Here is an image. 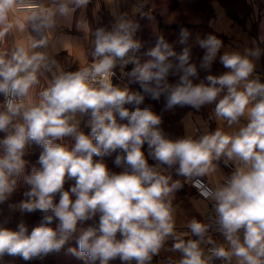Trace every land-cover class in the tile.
<instances>
[{
	"label": "clouds",
	"instance_id": "obj_1",
	"mask_svg": "<svg viewBox=\"0 0 264 264\" xmlns=\"http://www.w3.org/2000/svg\"><path fill=\"white\" fill-rule=\"evenodd\" d=\"M90 3L0 0V43L14 30L23 34L0 50V205L24 187V199L9 209L39 213L31 229L23 219L15 229L0 225V264L5 256L43 261L73 240L77 247L66 254L82 264H153L162 252L179 258L156 264H264V82L256 71L264 24L242 52L221 54L217 35L197 36L198 65L192 33L181 27L173 42L158 36L141 63L134 17L151 18L147 0L131 15L119 11L121 0H109L114 22L94 30ZM21 9L24 17L10 19ZM73 26L90 34V59L66 70L52 54L54 37ZM218 56L227 71L214 75ZM117 68L141 90L114 84ZM201 71L209 74L201 79ZM161 101L158 114L151 102ZM212 104L215 130L205 125L173 139L162 128L164 112ZM33 146L39 167L28 171L24 157ZM105 157L121 171L110 170ZM185 184L211 206L206 219L177 223L173 201Z\"/></svg>",
	"mask_w": 264,
	"mask_h": 264
},
{
	"label": "crops",
	"instance_id": "obj_2",
	"mask_svg": "<svg viewBox=\"0 0 264 264\" xmlns=\"http://www.w3.org/2000/svg\"><path fill=\"white\" fill-rule=\"evenodd\" d=\"M44 3L49 2V0H43ZM250 11L241 20L234 19L231 17L227 9L221 4L219 0H212L211 5L215 11V16L209 19L208 24L213 30L215 35L218 38L222 39L225 46L221 50V54L225 49L243 51L246 47L251 46L253 39H257L261 34V25L264 24V0H246ZM138 3V0H121L119 11L128 12L131 15L132 7ZM255 9V11H254ZM144 11H150L151 17L154 15V6L153 0H147V5ZM27 14L26 11L14 10L10 13V19L22 18ZM77 16L80 15L78 10ZM86 17L89 20L90 27L94 30L98 26H109L114 22V17L111 15V5L109 0H91V3L88 5L86 10ZM139 24L141 19L138 15L134 17ZM141 26V25H140ZM153 27L151 26V29ZM141 29V28H140ZM30 32L31 29L29 28ZM141 32L140 30L137 33L136 38L141 41ZM23 38V34L17 31H13L5 37L4 42L0 43V50L8 49L10 50L14 41L16 39ZM54 43L56 47V52H53L54 58L58 60L61 65H72L73 68H77L80 63L89 60L90 57L86 56V52L91 47V36L90 34H85L80 31H77L75 27L69 30L66 27H60L54 37ZM264 47V45H261ZM51 52V48L49 49ZM216 63L219 66V69L216 70L215 75L222 74L227 71L219 61V56L216 59ZM264 65V56L257 62V66ZM46 75H49L46 73ZM50 79V75H49ZM203 79V78H201ZM41 83L44 84V78L41 77ZM199 83V81H198ZM39 91V89H37ZM3 98L0 97V100ZM214 104L206 105L202 107L199 112L196 110L188 111L182 118L183 122V131L184 136L187 134H193L194 129H199L203 131V127L207 125L209 130H215L217 127V122L214 119H210L211 113L214 109ZM191 113V115H189ZM87 117H85V120ZM84 123L81 124V129L83 128ZM89 129H87L88 132ZM3 134L0 133V136ZM30 154L26 155V159L29 163L27 170L30 171L33 165L36 166V161L38 159V147L33 146L29 149ZM225 173L229 169H224ZM176 178V177H174ZM25 191L24 187H21L16 193L13 194L11 199L0 205V225L5 227L15 229L18 222L23 219L26 224L31 229L39 219V213H24L21 214L19 211H11L9 209V204L17 203L20 200L24 199L22 193ZM174 207L177 208L176 219L177 223L190 220L195 217L198 220H203L204 215L207 210L210 209V205L203 200L199 195L196 188L191 187L187 184L184 185L182 190H179L175 193V199L173 201ZM204 214V215H202ZM6 221V222H5ZM214 239L218 242H223V238L219 234L213 235ZM171 241H169V246ZM171 256L172 258H179V253H168L162 252L159 257H155V264L158 260L164 259L165 257ZM5 264H44L45 261H23L19 258H12L5 256Z\"/></svg>",
	"mask_w": 264,
	"mask_h": 264
},
{
	"label": "trees",
	"instance_id": "obj_3",
	"mask_svg": "<svg viewBox=\"0 0 264 264\" xmlns=\"http://www.w3.org/2000/svg\"><path fill=\"white\" fill-rule=\"evenodd\" d=\"M164 1L158 7L157 19H158V32L154 34L150 31L149 28L147 30L141 29V43L142 48L136 54L141 63L150 59V57L144 55L145 52L150 50L155 46L156 39L158 36L163 35L169 42H173L177 39L179 30L181 27L188 28L192 33V57L193 62L199 64L200 58L203 55V50L200 49L195 43V39L197 36L204 38L208 34H215L213 30L210 28L208 21L212 17L215 16V11L211 5L212 0H161ZM221 4L227 9L229 15L234 19L241 20L242 17H245L249 11L250 7L246 0H219ZM238 11V13H237ZM181 46H176V51H180ZM134 65L129 64L126 67V72L131 71ZM219 69L216 61L213 62L211 68V74L216 73V70ZM207 72L201 71L200 78H204ZM170 82H175L177 77H169ZM127 87L132 91H140L139 83H135L126 77ZM199 80H195V83H198ZM154 105V110L159 114L161 108L163 107V102H151ZM194 110L190 107H184L183 111H180V108L177 107L174 111L164 112L162 115V128L164 131L173 139L182 138L184 136L183 131V122L182 118L184 115L190 111ZM39 152L40 149L38 148ZM146 150V146H145ZM38 152V153H39ZM39 155V154H38ZM94 159H100L99 157H94ZM105 162L108 164L110 170L114 172H120L121 169L117 168L113 163V158L105 157ZM149 163H152L150 160ZM36 167H39L36 164ZM73 182L66 183L65 188H69L70 184ZM74 198V197H73ZM91 223V222H90ZM69 247H77L76 243L69 245ZM54 257H57V253H54ZM69 264L67 261L64 263L61 261L60 263L57 259L51 261L49 264ZM114 264H119V261H115Z\"/></svg>",
	"mask_w": 264,
	"mask_h": 264
},
{
	"label": "rangeland",
	"instance_id": "obj_4",
	"mask_svg": "<svg viewBox=\"0 0 264 264\" xmlns=\"http://www.w3.org/2000/svg\"><path fill=\"white\" fill-rule=\"evenodd\" d=\"M164 1L161 0H153V6H154V11H153V16L149 19V18H141L139 19L140 21V28L142 29V31L147 30V28L150 29L151 32H153L154 34H157L158 32V19H157V12H158V7L163 4ZM238 13V11H237ZM151 26L153 27L151 29ZM140 29V32H142ZM119 69V68H118ZM120 70V69H119ZM124 71L126 72V68L124 69ZM127 80L126 77L124 76V84L123 86H127ZM184 108H180V111H183ZM87 127L83 126L82 130L85 132V134H88L90 132V129L87 132ZM90 223V222H89ZM75 243V241H71L69 242V244L65 245V249L62 250L60 253H57V257H54V254L49 255L46 259H44L45 263L44 264H49L51 261L53 262V260L57 259V261L60 263L61 261L64 263L65 261H67L69 264H82V261L76 259L74 256L71 255H67L66 254V249L69 247V245ZM54 264V263H52ZM153 264H155V258L153 260Z\"/></svg>",
	"mask_w": 264,
	"mask_h": 264
},
{
	"label": "built area",
	"instance_id": "obj_5",
	"mask_svg": "<svg viewBox=\"0 0 264 264\" xmlns=\"http://www.w3.org/2000/svg\"><path fill=\"white\" fill-rule=\"evenodd\" d=\"M29 3H44L43 0H28ZM18 11H26V10H18ZM66 70H76L75 68L72 67V65L66 64V65H62ZM257 73H259L261 75L262 78V82H264V65H260L257 66L256 69ZM117 72V76L113 78V83L114 84H118L120 86H123L124 84V76H121L120 74V70L117 68L116 69ZM208 210L206 211L205 215H204V219H206V214H207ZM218 234V233H213V235ZM216 264H219V262H216Z\"/></svg>",
	"mask_w": 264,
	"mask_h": 264
}]
</instances>
